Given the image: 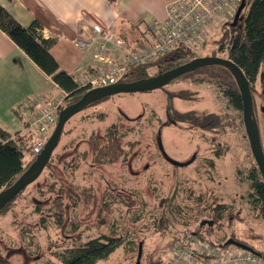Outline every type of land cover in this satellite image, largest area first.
<instances>
[{
  "label": "rangeland",
  "instance_id": "1",
  "mask_svg": "<svg viewBox=\"0 0 264 264\" xmlns=\"http://www.w3.org/2000/svg\"><path fill=\"white\" fill-rule=\"evenodd\" d=\"M222 23L217 22L206 43L195 49L197 56L216 53ZM168 59L150 65L147 73L155 74ZM220 80L216 71L201 69L155 90L111 95L70 117L51 160L0 215L2 264H60L56 251L100 234H115L123 243L96 264H136L139 243V264H160L173 236L199 231L201 220L214 221L213 208L218 204L227 205L228 210L213 224L205 223L200 229L203 235L216 243L235 237L264 253V219L247 202L246 175L256 164L242 111L223 96L217 86ZM254 86V110L264 152V103L259 82ZM19 87L18 81L8 84L12 91ZM33 97L12 109L7 101L2 103L0 125L11 133L23 128ZM176 111L198 118L219 114L221 124L207 130L184 117L185 121L164 125L168 119L176 120ZM113 123L118 125V133H126L123 154L111 164L94 163L92 137L93 141L103 140L105 129ZM215 150L220 151L219 156ZM24 155L33 156L29 151ZM57 202L64 206L61 226L53 217ZM41 216L45 217L42 225Z\"/></svg>",
  "mask_w": 264,
  "mask_h": 264
},
{
  "label": "trees",
  "instance_id": "2",
  "mask_svg": "<svg viewBox=\"0 0 264 264\" xmlns=\"http://www.w3.org/2000/svg\"><path fill=\"white\" fill-rule=\"evenodd\" d=\"M12 1V0H9ZM113 1V0H110ZM243 3L238 17L235 18L240 4ZM222 29L215 45V52L223 53L225 56L233 60L246 75L250 86L255 90L254 84L258 81L260 86V97L264 103V0H239V4L232 18L223 20ZM41 23L33 19L27 26H23L8 10H6L0 3V30H2L23 52L46 74L52 81L65 93L64 106L69 105L78 100L81 95L87 91L86 87L80 86L75 76L68 74L60 68L56 59L50 53V48L56 42L55 38H42L39 30ZM206 43V42H205ZM164 65L155 73L158 74L167 69H170L181 62L184 57L192 59L197 57L195 51L179 46L174 51L167 55L147 64H138L131 67L127 73L120 78L119 82L133 81L141 78L153 76L147 73V68L155 64L161 59H165ZM204 69L206 71H216L221 82L217 84L219 90L225 96L229 103L236 109L241 110V98L236 82L230 71L218 64L206 65L196 68L183 76ZM180 76V77H183ZM178 77V78H180ZM108 98V97H107ZM103 98L90 104L89 106L105 100ZM254 106V98H253ZM88 107V106H87ZM255 111V110H254ZM176 120L168 119L164 125L176 123L184 120V117H191L193 126H199L202 129L212 130L221 124L222 117L219 114L208 113L202 118L192 117L189 112H175ZM126 133H118V125L113 123L105 129L103 140H96L91 142L92 161L99 164H111L120 158L123 154L122 140ZM25 151L31 152V136H24L20 131H15L13 134L0 126V192L13 183L16 178L26 169V167L35 159L36 155L25 157ZM220 151L215 150V155L219 156ZM51 160V158H50ZM49 160V161H50ZM48 164V163H47ZM246 179L249 181V192L247 193V202L251 209L264 219V181L262 180L257 167L253 166L247 172ZM55 184H52L51 188ZM21 192V191H20ZM20 192L14 199L5 205L0 210V215H3L13 204L14 200L19 196ZM59 197V196H57ZM56 209L53 213L55 224L61 226L64 220V206L62 202L54 204ZM227 205L218 204L213 208V219L218 221L221 215L227 211ZM39 211V208H36ZM45 217H40L41 225L44 223ZM201 220L197 232L200 239L211 242V240L203 235L202 227L207 222ZM76 228V225L73 226ZM178 238V234L173 236ZM235 240L239 239L232 237ZM226 240V239H225ZM220 241L218 244L223 247L224 242ZM123 241L120 236L115 234H100L94 237L87 238L84 241L75 242L72 245L55 252V257L60 264H96L98 261L106 260L118 247L122 245ZM248 245V244H247ZM253 250L260 255L263 252L256 250L251 245ZM240 248V247H239ZM2 264V260H0ZM43 264H57L55 262H47ZM151 264H159L158 261ZM161 264V263H160Z\"/></svg>",
  "mask_w": 264,
  "mask_h": 264
},
{
  "label": "built area",
  "instance_id": "3",
  "mask_svg": "<svg viewBox=\"0 0 264 264\" xmlns=\"http://www.w3.org/2000/svg\"><path fill=\"white\" fill-rule=\"evenodd\" d=\"M238 4L239 0H172L165 18L150 23L149 39L134 47L110 28L96 23L83 26L74 46L82 51L95 48L99 65L75 80L88 90L102 87L119 82L131 67L156 61L179 46L195 51L205 44L208 32L215 31L217 22L233 17ZM64 99L65 93L37 95L28 102L30 115L20 134L31 136L33 155L41 152L52 134ZM178 236L171 241L161 264H264V255L239 247H223L200 239L195 232Z\"/></svg>",
  "mask_w": 264,
  "mask_h": 264
},
{
  "label": "crops",
  "instance_id": "4",
  "mask_svg": "<svg viewBox=\"0 0 264 264\" xmlns=\"http://www.w3.org/2000/svg\"><path fill=\"white\" fill-rule=\"evenodd\" d=\"M170 1L172 0H0V3L23 26H27L33 19L38 20L42 25L39 30L42 38L56 39L50 53L60 68L80 77L99 65L95 48L82 51L74 46L81 27L96 23L110 28L128 46L134 47L149 39L150 23L165 18ZM14 81H18L20 87L16 91L9 90V82L13 85ZM49 87H55L57 91L54 92ZM62 93L64 91L0 30V106L7 101L6 105L9 103V109H12L29 97H50ZM26 124L27 122L23 128Z\"/></svg>",
  "mask_w": 264,
  "mask_h": 264
},
{
  "label": "water",
  "instance_id": "5",
  "mask_svg": "<svg viewBox=\"0 0 264 264\" xmlns=\"http://www.w3.org/2000/svg\"><path fill=\"white\" fill-rule=\"evenodd\" d=\"M242 5L243 3L240 4L235 18L238 17V12L240 11ZM211 64L222 65L233 75L241 98L242 122L249 142V147L256 167L262 180L264 181V152L261 145L258 124L253 106V88L250 86L243 70L233 60L218 55H206L194 57L153 76L127 82H116L114 84L89 89L85 91L78 100L64 106L59 112L58 121L54 130L41 152L36 155L35 159L26 167V169L13 183L0 192V210L11 202L20 191L24 190L29 184L38 178L44 167L49 162L53 150L59 142L64 124L75 113L90 104L97 102L98 100L107 98L114 94L150 91L161 88L172 80L177 79L178 77L183 76L196 68ZM262 111L264 112V106H262ZM203 223L204 221L202 224ZM223 245H236L242 249H246L259 255V253L253 250L250 246L235 240L232 237L226 239ZM140 255L141 243L138 244V261L136 264H139Z\"/></svg>",
  "mask_w": 264,
  "mask_h": 264
}]
</instances>
